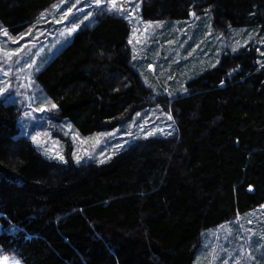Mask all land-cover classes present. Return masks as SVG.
<instances>
[{
	"label": "trees",
	"instance_id": "obj_1",
	"mask_svg": "<svg viewBox=\"0 0 264 264\" xmlns=\"http://www.w3.org/2000/svg\"><path fill=\"white\" fill-rule=\"evenodd\" d=\"M64 1L0 0V31L18 37ZM131 4L142 20L207 14L225 40L219 59L169 90L155 89L149 65L158 68L160 43L134 54L128 12L104 0L90 2L89 13L27 79L7 72L10 83L0 93V254L23 264H209L221 226L231 229L237 248L243 228L241 246L248 239L249 253L264 249V0ZM171 25L160 28L162 42L173 36ZM233 30L254 38L233 45ZM34 84L55 105L51 117L82 135L131 119L167 126L123 135L102 160L48 158L18 122ZM52 135L65 139L56 129ZM210 228L217 231L206 246Z\"/></svg>",
	"mask_w": 264,
	"mask_h": 264
},
{
	"label": "rangeland",
	"instance_id": "obj_2",
	"mask_svg": "<svg viewBox=\"0 0 264 264\" xmlns=\"http://www.w3.org/2000/svg\"><path fill=\"white\" fill-rule=\"evenodd\" d=\"M78 1L65 0L55 5L40 15L36 25L31 26L18 37L9 34L6 29L5 31H0V62H3L6 66L0 65V93L8 89L6 83H10V81L8 80L7 72L14 71L16 78H21L17 80L27 79L30 71L33 68L38 69L44 65L63 44L62 37L76 27L77 22L89 13L90 10L85 9L89 7L90 2L91 4L96 3V0H83L84 4L78 5ZM102 2L104 0H101ZM106 2L111 4L110 0H106ZM114 2L116 7H123L128 12L131 22L130 41L134 48V54L146 55L147 48L151 43L155 41L160 43L158 49H155L159 59L156 65L158 68H155L153 64L149 65L155 89L169 90L172 84L179 85L181 76L189 72L194 74L209 64L215 63L220 57V50L225 47L223 45L225 40L221 39L220 34L213 32L206 23L207 14L198 17L192 15L186 22L179 20H142L135 12L134 5L131 4L133 0H114ZM163 23H172L170 29L174 32L173 36L167 37L162 42L157 35ZM241 33L242 31L236 32V30H233V39L235 38L233 45H241L244 41L253 40L254 38L253 36L251 39L253 32L249 35L245 34L247 37ZM168 35H170V32ZM263 39L264 31L260 35V40ZM210 44L215 47L213 52L207 51ZM260 54L264 55V42ZM138 58L140 57L138 56ZM135 66L144 77L146 74L142 69V65L137 63ZM13 83H15V80H13ZM25 104L24 115L18 120L21 132L29 137L45 157L62 161H66L68 153L72 156L74 162L94 158L102 160L105 150L111 153L114 145L122 141L123 135L127 134L126 138H130L136 136L137 133L150 134L160 132L167 126L152 125L149 120L144 118L139 123L131 119L132 121H125L124 124L118 123L107 129L106 132L103 131L105 132L104 134H101L102 131H97L89 135H82L66 119L55 121L51 117L53 111L50 109L51 107L53 108V104L43 87L39 84L33 85L31 94L26 97ZM36 111L41 113L37 117L34 116ZM156 115L157 113L154 112L153 117ZM133 127H137L136 130H132ZM55 129L63 134L65 139L63 137H53L52 130ZM69 141H71L72 146L69 145ZM101 144H104V146L102 147ZM256 209L252 211H258ZM252 211L250 212L253 213ZM261 218L260 216L259 219ZM219 229L225 233L218 240L212 241V248L209 252L211 263L209 264H213L214 254V262L216 261L217 264H264L263 247L258 251L254 250L249 253L248 249H246V247L251 246L248 244V239L247 245L241 246L242 241L246 238L243 235L245 229L240 228L241 244L238 245V248L235 235L233 237L231 235V238L227 235L232 233L231 229L228 226H221L217 230ZM217 230L216 228H210L204 231L202 244L208 246L209 239L207 237L213 231L215 236ZM257 256L263 257L257 262ZM217 259H219V263ZM0 264L23 263L15 257H9L4 252L0 254Z\"/></svg>",
	"mask_w": 264,
	"mask_h": 264
},
{
	"label": "snow or ice",
	"instance_id": "obj_3",
	"mask_svg": "<svg viewBox=\"0 0 264 264\" xmlns=\"http://www.w3.org/2000/svg\"><path fill=\"white\" fill-rule=\"evenodd\" d=\"M110 2H111L112 8L114 9L115 8V2H114V0H110ZM96 3H97V5H99L101 3V0H96ZM53 107H55V105H53ZM171 118H172L171 116L168 117V119H171ZM61 159H62V157H61Z\"/></svg>",
	"mask_w": 264,
	"mask_h": 264
}]
</instances>
